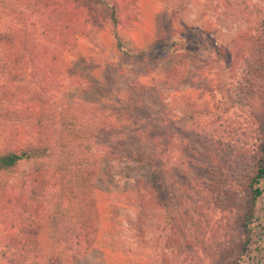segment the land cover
Listing matches in <instances>:
<instances>
[{
	"label": "rangeland",
	"instance_id": "1",
	"mask_svg": "<svg viewBox=\"0 0 264 264\" xmlns=\"http://www.w3.org/2000/svg\"><path fill=\"white\" fill-rule=\"evenodd\" d=\"M68 1L83 13L76 26L83 32L70 35L53 68L42 64L39 79L60 72L59 90L88 85L73 109H89L105 121L103 140L116 128L140 129L136 139L114 147L122 157L101 160L98 239L77 264H212L234 234V212L217 199L216 188L240 196L259 143L264 75L248 92L242 83L247 56L261 37L264 0H135L133 21L127 2L116 0L124 47L153 46L146 59L117 48L107 2L115 0ZM39 68L32 62L28 71ZM142 138L160 145L153 167L137 160L138 153L151 156V146L137 142ZM6 180L13 189L21 185L19 172ZM7 210L0 216V239L14 217ZM21 219L15 218L14 228ZM49 233L47 226L40 229V253L50 250ZM0 241V264H9ZM262 246L244 264H264V241Z\"/></svg>",
	"mask_w": 264,
	"mask_h": 264
},
{
	"label": "trees",
	"instance_id": "2",
	"mask_svg": "<svg viewBox=\"0 0 264 264\" xmlns=\"http://www.w3.org/2000/svg\"><path fill=\"white\" fill-rule=\"evenodd\" d=\"M107 2L117 48L129 56L148 58L153 46L136 51L124 47L117 30L121 23L119 2ZM124 2L129 7L128 20H135V0ZM82 14L68 0H0V216L7 210L5 205L13 203L8 215L22 218L16 228L15 218H9L10 231L0 239L5 240L2 254L9 264L41 257L44 264H77L86 256L97 243L100 230L95 181L101 160L122 157L114 147L133 141L140 131L120 127L106 140L101 139L107 132L105 121H98L89 109L81 113L77 107L73 109L75 99L88 85L74 82L59 90L60 72L51 79H39L45 72L42 64L53 68L71 43L70 35L83 32L76 29L84 21ZM32 62L41 66L38 73H29ZM263 75L264 24L246 59L242 91L248 92ZM262 88L264 94V83ZM19 121H25L23 127ZM258 131L252 170L245 175L240 196L216 188L217 199L227 202L234 212V234L214 253L212 264H244L263 248L264 113ZM137 142H146L152 149L151 156L138 153L137 160L155 166L159 143L143 138ZM28 163L30 167L22 170ZM15 172L21 178L18 190L6 180ZM44 226L50 229V250L40 253L38 235Z\"/></svg>",
	"mask_w": 264,
	"mask_h": 264
}]
</instances>
